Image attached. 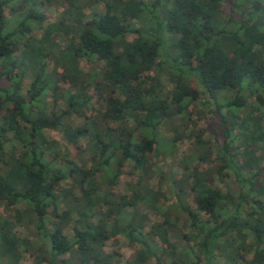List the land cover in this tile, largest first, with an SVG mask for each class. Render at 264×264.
<instances>
[{"label": "trees", "instance_id": "obj_1", "mask_svg": "<svg viewBox=\"0 0 264 264\" xmlns=\"http://www.w3.org/2000/svg\"><path fill=\"white\" fill-rule=\"evenodd\" d=\"M39 1L0 0V204H20L0 215V264L21 252L117 264L105 250L117 234L135 251L124 264H264V0H56L54 21ZM186 78L202 90L189 93ZM201 98L218 146L196 137L168 191L155 188L159 127L185 125ZM125 162L136 171L128 197L115 189Z\"/></svg>", "mask_w": 264, "mask_h": 264}, {"label": "rangeland", "instance_id": "obj_2", "mask_svg": "<svg viewBox=\"0 0 264 264\" xmlns=\"http://www.w3.org/2000/svg\"><path fill=\"white\" fill-rule=\"evenodd\" d=\"M38 7L44 10L45 15L47 17V21H54L61 10V7L56 4V0H40L38 3ZM94 8L95 7L91 9ZM91 9L89 8L85 9V12L88 13L89 11H91ZM34 32H36L35 33L36 35H40L42 30L41 28H38V29H34ZM79 63L85 70L91 69V67L98 69L102 68L101 64L93 65L92 63H86L85 61L82 60ZM157 65L158 66L156 68L159 69L163 68V66H161L160 64V61L157 63ZM62 70L63 68L59 67V71L62 72ZM164 74L165 73H162V76H164ZM66 80H68V77L66 78ZM163 81L166 85V89L172 87V84H170L165 79V77ZM28 83H29V79L28 77H25L22 83L23 86L22 91H25ZM182 84L185 86V88H187L189 93L197 89L202 90L196 84V81L194 79L186 78L183 80ZM205 98H207L206 94H205ZM203 99L204 98L198 99L197 101L190 104L186 114V119L188 118L187 123L185 125L182 124L180 127L177 128L176 131H174L171 127L169 128L168 126L159 127L158 134L156 135L157 140H159V143L158 144L156 143L154 145L153 150L150 153V158H151L150 165L154 171L152 175L151 183L155 188H160V189L163 188L165 191H168L172 172H174L175 174H180L182 172L180 161L182 157L185 155L186 151L190 149L192 146H194L196 137H200V139L210 141L211 145L213 146V149H216V147L218 146V142H216L214 134L209 129V119L212 114L209 112V106L203 103L204 101ZM206 100L209 104H213V102H211V100H209L208 98ZM92 102H93V109L94 108L97 109L98 104L95 101V99H93ZM93 109L88 110V113H92ZM72 117L74 123H80L83 121L82 117L79 116H72ZM45 133L49 138L56 140L57 143L64 148L62 149L63 151L69 150L68 158H70L71 161L82 166V164L79 162V160L76 157V153L78 152V149H75L74 146L67 144L64 140L63 135L59 131L46 129ZM47 160H49L48 157ZM62 164L63 161L57 159L54 162H52V167L53 165L54 167H57L58 165L61 166ZM135 176H136V171L132 168L130 163L125 162L124 166L122 167V174L119 175L115 183L116 191H119V193L128 197L132 193L129 192L128 183L132 182L135 179ZM215 183L217 184V186L223 188V184L220 181L215 180ZM65 184L66 182H63V186ZM71 186L74 189V192L78 194L79 191L77 187L75 186L73 187V185ZM167 196L168 199L166 200V202L165 200H163V198H160V201L161 202L163 201L162 203L165 202L164 204L167 205H171L172 203H175L176 197L174 196L173 193L169 192ZM61 201L63 204L65 201L64 198L60 200V203ZM16 206H20V204H16L14 206L13 205L7 206L5 203L0 204V215L3 217L11 216ZM193 208H195L194 205ZM143 211L149 216V218L153 223H162V217L157 212L153 210H143ZM49 218L54 219L51 213H49ZM16 230L18 231V234L25 239L31 237L27 228L23 226L17 227ZM65 232H67L69 236L73 235L70 228H67ZM170 240L177 245H179L180 243L179 241L177 242L173 238H171ZM112 249H115L120 253V261L117 264H124L127 260H130L133 257L135 252L133 247H131L128 244L125 237L120 234H117L115 237L109 238L105 241V250L109 252ZM15 264H36L35 257L31 253L21 252L18 255V259L15 262Z\"/></svg>", "mask_w": 264, "mask_h": 264}]
</instances>
